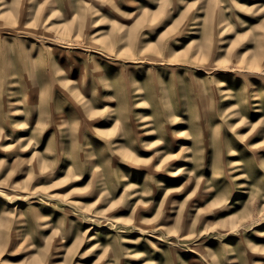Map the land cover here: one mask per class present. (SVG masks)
<instances>
[{"label": "rangeland", "instance_id": "374dc122", "mask_svg": "<svg viewBox=\"0 0 264 264\" xmlns=\"http://www.w3.org/2000/svg\"><path fill=\"white\" fill-rule=\"evenodd\" d=\"M0 264H264V0H0Z\"/></svg>", "mask_w": 264, "mask_h": 264}, {"label": "bare ground", "instance_id": "6f19581e", "mask_svg": "<svg viewBox=\"0 0 264 264\" xmlns=\"http://www.w3.org/2000/svg\"><path fill=\"white\" fill-rule=\"evenodd\" d=\"M180 148H181V150H184L186 147L184 144H182V146Z\"/></svg>", "mask_w": 264, "mask_h": 264}]
</instances>
